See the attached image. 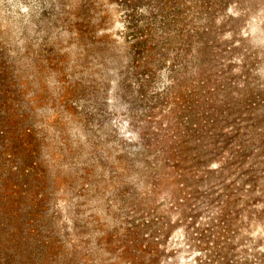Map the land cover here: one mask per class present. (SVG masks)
Wrapping results in <instances>:
<instances>
[{
  "label": "rangeland",
  "instance_id": "obj_1",
  "mask_svg": "<svg viewBox=\"0 0 264 264\" xmlns=\"http://www.w3.org/2000/svg\"><path fill=\"white\" fill-rule=\"evenodd\" d=\"M0 264H264V0H0Z\"/></svg>",
  "mask_w": 264,
  "mask_h": 264
},
{
  "label": "trees",
  "instance_id": "obj_2",
  "mask_svg": "<svg viewBox=\"0 0 264 264\" xmlns=\"http://www.w3.org/2000/svg\"><path fill=\"white\" fill-rule=\"evenodd\" d=\"M139 45H141V44L138 43L137 46H139ZM140 48H141V50H144V52H149V51L151 50L150 47H148V46H143V45H141Z\"/></svg>",
  "mask_w": 264,
  "mask_h": 264
}]
</instances>
